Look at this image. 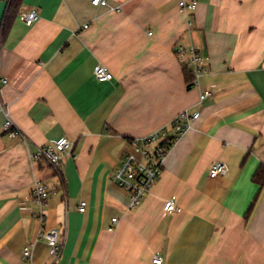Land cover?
<instances>
[{"label":"crops","instance_id":"0c3cea01","mask_svg":"<svg viewBox=\"0 0 264 264\" xmlns=\"http://www.w3.org/2000/svg\"><path fill=\"white\" fill-rule=\"evenodd\" d=\"M9 1L0 0V264H24L31 244L33 264H153L157 253L162 264H264V186L253 180L264 167V0H197L187 14L181 0H23L19 14L37 20L18 14L3 35ZM177 46L203 57L192 89ZM97 65L113 79L99 81ZM205 90L213 95L201 100ZM184 110L200 117L130 209L115 170L133 140L174 135ZM63 136L73 148L59 174L33 161ZM218 162L228 171L211 178ZM37 182L55 191L43 221ZM171 196L181 212L164 211ZM50 228L61 233L56 261Z\"/></svg>","mask_w":264,"mask_h":264},{"label":"built area","instance_id":"2783aa9c","mask_svg":"<svg viewBox=\"0 0 264 264\" xmlns=\"http://www.w3.org/2000/svg\"><path fill=\"white\" fill-rule=\"evenodd\" d=\"M93 5H106V0H93ZM197 0H181L179 2L180 10L187 14L197 9ZM19 18L27 25L31 26L38 18V13L34 11L20 12ZM87 27V26H86ZM151 34V33H150ZM177 58L183 66L191 70L195 75V86L198 85L199 78L205 72L203 66V57L196 50H187L183 46H177L175 49ZM95 77L99 81H110L113 74L103 65H97L94 70ZM0 83L6 84L7 80L0 78ZM194 86V87H195ZM213 93L205 90L201 95V100L211 97ZM200 117V113L190 114L189 111H182L171 122V127L175 134L169 136L166 129H161L140 140L131 142L132 150L128 152L122 159L120 166L115 170L113 178L117 184L123 188L129 195L130 209H136L140 206L146 195L152 190L159 180L166 157L170 153L174 144L182 135L187 133L195 120ZM5 129L16 135L18 132L13 127L10 119L5 122ZM72 142L67 136L53 140L51 143L41 147L32 159L39 162L41 159L47 161L55 171L61 170V163L64 155L71 154ZM228 171V167L223 162L215 163L209 175L211 178L223 176ZM55 193L51 187L43 182H37L32 190L31 198L41 207L40 220H44V206L51 194ZM86 210V203L81 202L79 211ZM164 211L167 214H175L182 211L177 203V197L171 196L164 203ZM113 223H117L118 219L113 218ZM43 237L55 257V261L59 258L62 251L61 233L57 228L46 229ZM34 245H27L22 251V260L24 264H33ZM163 258L157 253L153 259V264H162Z\"/></svg>","mask_w":264,"mask_h":264},{"label":"trees","instance_id":"16d2710c","mask_svg":"<svg viewBox=\"0 0 264 264\" xmlns=\"http://www.w3.org/2000/svg\"><path fill=\"white\" fill-rule=\"evenodd\" d=\"M22 3H23V0H10L9 1L5 15L3 17V21H2V34L3 35L7 34L8 31L10 30L14 19L19 14ZM183 72H184L187 88L192 89L195 86V83H194L195 75H194V73L191 70H188L185 66H183ZM38 164L41 167H49V168L54 169L44 159H41L38 162ZM54 171H55V169H54ZM59 173H60V171L58 172V174ZM253 180L255 181V183H257L260 186V188H262L264 186V167H261L256 171V173L253 176ZM256 201L257 200L255 199L251 203V205H250V207L246 213L247 218L251 215V212L253 211V209L255 207Z\"/></svg>","mask_w":264,"mask_h":264}]
</instances>
